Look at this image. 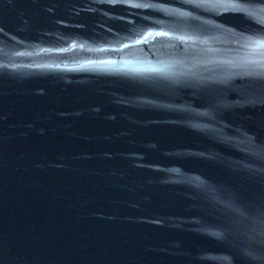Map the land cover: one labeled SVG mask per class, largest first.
Listing matches in <instances>:
<instances>
[{
	"label": "water",
	"instance_id": "obj_1",
	"mask_svg": "<svg viewBox=\"0 0 264 264\" xmlns=\"http://www.w3.org/2000/svg\"><path fill=\"white\" fill-rule=\"evenodd\" d=\"M0 264H264V3L0 0Z\"/></svg>",
	"mask_w": 264,
	"mask_h": 264
},
{
	"label": "snow or ice",
	"instance_id": "obj_2",
	"mask_svg": "<svg viewBox=\"0 0 264 264\" xmlns=\"http://www.w3.org/2000/svg\"><path fill=\"white\" fill-rule=\"evenodd\" d=\"M255 2L264 3V0H255Z\"/></svg>",
	"mask_w": 264,
	"mask_h": 264
}]
</instances>
